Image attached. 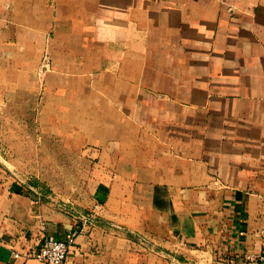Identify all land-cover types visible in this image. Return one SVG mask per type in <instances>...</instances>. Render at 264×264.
Here are the masks:
<instances>
[{
    "label": "crops",
    "instance_id": "crops-1",
    "mask_svg": "<svg viewBox=\"0 0 264 264\" xmlns=\"http://www.w3.org/2000/svg\"><path fill=\"white\" fill-rule=\"evenodd\" d=\"M41 89L97 159L93 214L0 179V264L70 232L65 264L264 254V0H0V103Z\"/></svg>",
    "mask_w": 264,
    "mask_h": 264
},
{
    "label": "rangeland",
    "instance_id": "rangeland-1",
    "mask_svg": "<svg viewBox=\"0 0 264 264\" xmlns=\"http://www.w3.org/2000/svg\"><path fill=\"white\" fill-rule=\"evenodd\" d=\"M43 64L49 67L47 56ZM44 95L42 89L23 90L0 103V179L22 181L39 204L74 217L92 215L96 184L88 178L97 172V159L82 152L79 141L48 134L51 112L42 109Z\"/></svg>",
    "mask_w": 264,
    "mask_h": 264
},
{
    "label": "built area",
    "instance_id": "built-area-1",
    "mask_svg": "<svg viewBox=\"0 0 264 264\" xmlns=\"http://www.w3.org/2000/svg\"><path fill=\"white\" fill-rule=\"evenodd\" d=\"M76 218L81 220H87V215H76ZM75 243V232H70L63 239L47 238L38 245L27 249L24 253H14L17 258L22 256L25 259H34L43 264H65L68 258V254ZM248 259L255 264H264V254L253 257L249 255Z\"/></svg>",
    "mask_w": 264,
    "mask_h": 264
}]
</instances>
